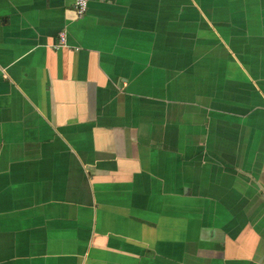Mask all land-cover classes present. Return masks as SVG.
<instances>
[{"label":"crops","instance_id":"0c3cea01","mask_svg":"<svg viewBox=\"0 0 264 264\" xmlns=\"http://www.w3.org/2000/svg\"><path fill=\"white\" fill-rule=\"evenodd\" d=\"M0 264H264V0H0Z\"/></svg>","mask_w":264,"mask_h":264},{"label":"built area","instance_id":"2783aa9c","mask_svg":"<svg viewBox=\"0 0 264 264\" xmlns=\"http://www.w3.org/2000/svg\"><path fill=\"white\" fill-rule=\"evenodd\" d=\"M87 6V0H73V7L76 15L80 16L84 13ZM65 41V34L63 31L58 32L57 41L54 47L63 46Z\"/></svg>","mask_w":264,"mask_h":264}]
</instances>
